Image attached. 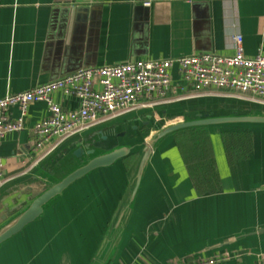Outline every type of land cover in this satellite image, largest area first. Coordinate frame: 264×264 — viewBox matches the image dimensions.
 Wrapping results in <instances>:
<instances>
[{
	"label": "crops",
	"instance_id": "crops-1",
	"mask_svg": "<svg viewBox=\"0 0 264 264\" xmlns=\"http://www.w3.org/2000/svg\"><path fill=\"white\" fill-rule=\"evenodd\" d=\"M237 35L243 38L247 58L264 55V0H0V100L87 67L199 54L231 57ZM172 81L176 88L184 86L176 69ZM53 100L65 112L80 108L76 97L57 93ZM215 100L249 102L230 93L196 94L186 89L68 140L38 167L34 166L38 156L33 128L49 116V109L45 103L32 104L24 129L1 141L7 183L0 189V216L4 204L11 205L18 196L26 200L53 179L67 176L73 170V151L83 147L79 142L90 135L109 137L102 149L110 151L124 143L119 140L123 132L127 141L132 140L134 128L141 138L143 133L158 131H152L157 124L215 116L210 105ZM9 115L16 120L19 110L12 108ZM205 131L213 140L220 179L217 191L198 194L190 163L177 145L178 135L165 142L144 176L122 235L109 248L106 264H196L217 257L226 260L220 264H264V134H257L247 159L231 163L221 133ZM136 159L128 167L125 160L98 175L73 204L48 215L2 250L0 264H75L79 247H73L72 239L49 258L46 231L51 218L91 196L88 206L93 202L98 218L106 220L103 227L99 219L93 221L92 227L103 229L97 232L93 252L82 261L88 258L93 264L106 230L116 225V209ZM119 174L122 177L115 178ZM77 244L81 245L80 236Z\"/></svg>",
	"mask_w": 264,
	"mask_h": 264
},
{
	"label": "built area",
	"instance_id": "built-area-1",
	"mask_svg": "<svg viewBox=\"0 0 264 264\" xmlns=\"http://www.w3.org/2000/svg\"><path fill=\"white\" fill-rule=\"evenodd\" d=\"M235 55L231 57L199 54L173 60L136 61L111 67H87L30 91L7 95L0 100V146L9 134L21 132L29 107L45 103L49 116L33 128L34 153L38 167L68 140L139 107L147 108L157 101L190 90L196 94L224 92L264 108V55L255 59L245 56L243 38H234ZM177 70L184 84L176 88L172 71ZM76 97L77 111L65 112L54 102L55 94ZM17 108L12 120L9 110ZM48 151L42 154L46 149ZM32 159V158H31ZM4 179L0 158V189ZM224 258L199 261L196 264H220Z\"/></svg>",
	"mask_w": 264,
	"mask_h": 264
},
{
	"label": "water",
	"instance_id": "water-1",
	"mask_svg": "<svg viewBox=\"0 0 264 264\" xmlns=\"http://www.w3.org/2000/svg\"><path fill=\"white\" fill-rule=\"evenodd\" d=\"M151 120V119H150ZM147 127L150 122L145 123ZM190 130H208L210 132H251L264 133V113L234 112L226 116L198 115L184 122L164 126L145 140L138 136V128H134L133 139L127 141V134L119 135L124 143L105 151L102 142L93 141L84 148L80 147L72 154L77 166L65 177L53 179L51 185H45L41 191L32 192L26 200L18 196L10 204H4V212L0 216V252L11 246L16 239L35 227L48 215L73 204L85 189L91 186L106 170L131 157L137 156L127 182L124 196L116 209V222L113 229L106 230L100 248L95 253L93 264H106L109 248L124 231V224L130 218L133 208L139 199L144 176L154 161L163 144L176 135ZM101 135V134H100ZM107 142L106 138L102 139ZM87 141V140H85ZM80 141L79 143H81Z\"/></svg>",
	"mask_w": 264,
	"mask_h": 264
},
{
	"label": "rangeland",
	"instance_id": "rangeland-1",
	"mask_svg": "<svg viewBox=\"0 0 264 264\" xmlns=\"http://www.w3.org/2000/svg\"><path fill=\"white\" fill-rule=\"evenodd\" d=\"M210 105L211 107H215L214 108L215 116H226L237 111H241L240 113L242 112L249 113L252 109L256 112L264 113L263 107L249 102H242L240 100H230V101L215 100L212 101ZM164 125L167 124H162V126ZM162 126L160 124H157L154 130L152 131H155V129H160ZM153 133L154 132L143 133L141 134V138L143 140L146 138L149 139V137ZM257 134L259 133L256 132L254 133V139L258 138L259 135ZM77 163L78 162L73 161V165H71L70 168L71 169L75 168L77 166ZM115 174L117 175L118 173L115 172ZM118 177L121 178L122 177L121 174H119V176H115V178ZM112 179L114 178L109 179L108 182H110ZM91 197H88L86 202L82 201V203L78 204L77 206L75 205V207H72L71 209L61 211L60 213L57 214V216H54L49 220V225L46 231L48 232L49 235V258H51L52 254L55 251H57V248L60 244L64 245L66 242H68L69 239H72V241L75 243L73 244V247L76 249L79 247L75 259V264H82V263L89 264L88 258H86L84 262L82 261L86 256L87 257L90 256L91 253L93 252V249L95 247L93 246V242L96 239L97 232H100L103 229V228L92 227L93 221H97L99 219L101 227H103L104 224L106 223V220H104L105 216H103L104 218L102 219L101 216L100 218H98L97 211H95L97 210V208L94 205H92L93 202L91 203V206H88L89 203L93 201L92 199H90ZM74 234L80 236L81 238L80 246L78 244L76 245V240H78L79 236L73 237Z\"/></svg>",
	"mask_w": 264,
	"mask_h": 264
},
{
	"label": "trees",
	"instance_id": "trees-1",
	"mask_svg": "<svg viewBox=\"0 0 264 264\" xmlns=\"http://www.w3.org/2000/svg\"><path fill=\"white\" fill-rule=\"evenodd\" d=\"M220 139L230 162L247 159L253 152L254 133L223 132ZM212 136L205 130H190L178 134L177 145L182 151L193 186L198 194L217 191L219 175L216 172ZM134 157L125 161L128 167ZM189 161V162H188Z\"/></svg>",
	"mask_w": 264,
	"mask_h": 264
},
{
	"label": "flooded vegetation",
	"instance_id": "flooded-vegetation-1",
	"mask_svg": "<svg viewBox=\"0 0 264 264\" xmlns=\"http://www.w3.org/2000/svg\"><path fill=\"white\" fill-rule=\"evenodd\" d=\"M101 134V135H100ZM100 134H98L99 136H101V139H99V137H97V136H95V135H90L88 138H85V139H83L84 141H82L81 143H79V145L80 146H82L83 145V148L87 145V144H89V143H91V142H93V141H97V143H99V142H102L103 144H102V146H101V148H104V145L108 142H103V138H106L107 140H109V137H106V136H104V135H102V133H100ZM85 140H87V141H85ZM79 148V147H78ZM78 149H75L74 151H77ZM73 151V152H74Z\"/></svg>",
	"mask_w": 264,
	"mask_h": 264
}]
</instances>
